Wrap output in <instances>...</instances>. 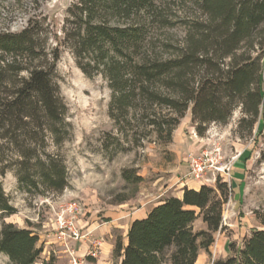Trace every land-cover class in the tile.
<instances>
[{"label": "trees", "instance_id": "obj_1", "mask_svg": "<svg viewBox=\"0 0 264 264\" xmlns=\"http://www.w3.org/2000/svg\"><path fill=\"white\" fill-rule=\"evenodd\" d=\"M176 1L196 7L195 17L182 21L179 46L151 32L168 22L161 0H78L66 21L63 43L79 69L108 82L115 145H135L150 133L170 140L189 109L199 135L209 123H226L237 108L239 124L263 118L264 0ZM109 19L120 25L111 26ZM37 29L29 19L18 33H0V172L12 171L22 191L45 197L68 187L60 148L71 129L56 81L58 47L49 51ZM122 178L129 184L141 180L127 170ZM228 194L217 179L214 187L183 188L181 198L167 197L116 238L113 259L196 264L199 250L207 252L222 229ZM13 213L0 184V219ZM255 215L264 225V211ZM198 217L206 229L195 232ZM37 243L30 230L1 224L0 254L9 264H35L42 253ZM230 252L212 264H264V230H253ZM42 264H55V258Z\"/></svg>", "mask_w": 264, "mask_h": 264}, {"label": "rangeland", "instance_id": "obj_2", "mask_svg": "<svg viewBox=\"0 0 264 264\" xmlns=\"http://www.w3.org/2000/svg\"><path fill=\"white\" fill-rule=\"evenodd\" d=\"M77 2L0 0V33H18L31 19L37 21L39 37L45 40L47 49L58 47L56 81L71 129L70 138L60 148L68 176V187L62 193L31 196L19 188L12 171L0 172V184L14 209L13 214L0 219V228L3 222L11 223L38 237L42 253L35 264H42L50 256L55 264H72L69 252H73L77 264H117L112 256L114 242L125 237L132 213L144 201L150 200L153 206L170 197L177 181L190 178L188 157L207 151L215 165L231 164L230 176L217 178L226 183L229 194L222 209V229L213 234L214 242L207 252L199 250L196 264L226 258L231 254L230 245L237 248L253 230H264L255 215L264 211V136L258 134L264 131V114L254 124H239L243 115L237 108L226 123H209L199 135L189 109L173 127L170 140L150 133L135 145H115L117 132L108 113L111 90L107 80L100 74L86 76L63 43L66 21L77 12ZM159 5L168 22L151 32L159 40L179 46L184 35L182 21L195 17L196 7L176 0H161ZM108 23L120 25L113 19ZM126 170L141 180L127 183L122 178ZM73 204L81 209L73 224L83 238L74 241L67 237L63 244L55 238V221L60 214L70 220L68 209ZM205 229L198 217L193 230ZM0 264H9L3 254Z\"/></svg>", "mask_w": 264, "mask_h": 264}, {"label": "built area", "instance_id": "obj_3", "mask_svg": "<svg viewBox=\"0 0 264 264\" xmlns=\"http://www.w3.org/2000/svg\"><path fill=\"white\" fill-rule=\"evenodd\" d=\"M207 151H202L199 154L191 155L188 157V175L189 179L201 182L203 185H215L219 177L230 176L231 164L223 166L215 165L213 159H209ZM216 160V158H215ZM217 164V162H216ZM219 164V163H218ZM209 174V175H208ZM187 180V179H186ZM70 220H65L64 214H60L56 219V235L55 238L64 244L66 238H71L74 241H79L83 238L79 229L73 224V220L77 215L81 214V209L76 204H73L68 209ZM66 245V244H65ZM67 246V245H66ZM92 256L95 254L92 252ZM70 262L77 264L73 252H69Z\"/></svg>", "mask_w": 264, "mask_h": 264}, {"label": "crops", "instance_id": "obj_4", "mask_svg": "<svg viewBox=\"0 0 264 264\" xmlns=\"http://www.w3.org/2000/svg\"><path fill=\"white\" fill-rule=\"evenodd\" d=\"M176 185H177V189L171 196H174V197H177V198H181L183 188L198 190L200 188V186L203 185V184L201 182H198V181H195V180H192V179H187L185 181H177ZM150 202H151L150 200L144 201V203L141 205V208L139 210H137L136 212L132 213L133 216H132L131 222L133 220H135V219H141V218L146 216L147 212L154 206V205L152 206L150 204ZM71 245H72V243H71Z\"/></svg>", "mask_w": 264, "mask_h": 264}]
</instances>
